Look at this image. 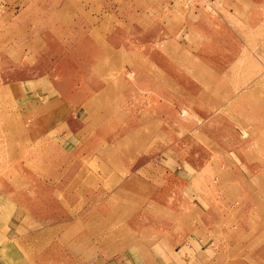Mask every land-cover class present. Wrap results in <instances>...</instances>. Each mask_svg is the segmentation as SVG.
Listing matches in <instances>:
<instances>
[{
  "label": "crops",
  "instance_id": "1",
  "mask_svg": "<svg viewBox=\"0 0 264 264\" xmlns=\"http://www.w3.org/2000/svg\"><path fill=\"white\" fill-rule=\"evenodd\" d=\"M166 1L176 7L174 0ZM101 2L98 9L110 17ZM73 5L71 0H39L37 5L44 12L40 26L56 28L53 37L62 47L47 55L56 61L45 71L46 82L30 87L23 116L30 139L42 138L48 146L56 138L65 142L46 149L47 163L32 164L28 187L13 196L0 193V264H252L225 257L250 240L260 255L255 263L264 264V132L234 131L230 140L209 133L207 141L218 146L206 147L205 159L188 158L187 132L166 115L165 101L158 102L157 115L149 114L151 109L130 115L123 99L114 98L113 91L123 85L113 87L106 74L127 55L107 41L115 29L112 21L98 14L95 24L69 23ZM72 26L84 35L71 50L73 67L70 51H64L65 32L71 34ZM44 40H28L32 50L38 45L35 58L42 55ZM130 72L123 77L126 85L135 79ZM82 79L91 85L90 93L75 98L73 92L83 90L76 86ZM12 88L20 90L18 84ZM146 102L143 108L150 105ZM108 107L118 109L110 131L127 129L110 143L108 132L98 135L97 125L101 116L109 120ZM150 140L160 148L151 166L157 179L153 173L144 177L145 166L137 164L139 155L151 151H146ZM201 176L203 189L194 182ZM42 184L45 193L38 188ZM216 250L222 251L217 259Z\"/></svg>",
  "mask_w": 264,
  "mask_h": 264
},
{
  "label": "rangeland",
  "instance_id": "2",
  "mask_svg": "<svg viewBox=\"0 0 264 264\" xmlns=\"http://www.w3.org/2000/svg\"><path fill=\"white\" fill-rule=\"evenodd\" d=\"M71 1L78 5L72 6L75 8L70 16L72 25L95 24L99 15L106 22L112 21L115 29L107 41L127 55L106 74L113 87L118 82L123 85L119 92L113 91L114 98L123 99L130 115L142 109H151L149 114L157 115L158 102L165 101L166 115L182 132H187L188 138L183 142L191 151L188 158L200 161L206 158V147L218 146L213 140L207 141L209 133L230 140L234 131L253 136L264 132V0H189L188 6H184L187 0H174L176 7L166 0H101L111 10L110 17L98 9L101 1H90L92 4L87 7L86 0ZM38 2L0 0V193L12 196L15 190L29 186L32 164L47 163L46 149L53 143L60 144L56 141L65 142L56 138L48 146V141L42 138L30 139L27 117L23 116L28 108L22 107L31 98L30 87L46 82L45 71L56 61L47 55L59 52L62 47L53 37L56 28L40 26L44 12L38 11ZM77 29L72 26L71 34L65 32L69 39L64 51L69 50L70 54L78 49L76 41L84 37ZM32 36L47 40L41 42L43 53L40 51L39 58H35L37 43L35 50L28 47ZM73 56L68 60L72 67ZM129 70L134 72L135 79L126 85L123 77L128 79ZM14 84L20 86L18 92L12 88ZM76 86L83 90L76 89L75 98L90 93L91 85L84 79ZM143 99L149 101L145 103L150 104L147 108H143ZM104 111L109 120L99 118L98 135L108 132L105 142H114L127 129L120 127L113 134L110 118L117 115L118 109L108 107ZM152 141L146 150L151 151L139 155L137 162L145 166L142 175L148 178L150 173L158 175L151 166L160 148L154 147ZM50 154L52 158L54 153ZM194 182L195 187H206L202 176ZM42 185L38 188L45 193L47 187ZM243 238L245 242L246 236ZM237 247L227 251L225 257L256 264L260 255H255V242L250 240L248 245ZM221 253L216 250L215 258Z\"/></svg>",
  "mask_w": 264,
  "mask_h": 264
},
{
  "label": "built area",
  "instance_id": "3",
  "mask_svg": "<svg viewBox=\"0 0 264 264\" xmlns=\"http://www.w3.org/2000/svg\"><path fill=\"white\" fill-rule=\"evenodd\" d=\"M188 2H189V0H187V1L184 3V6H188V5H189Z\"/></svg>",
  "mask_w": 264,
  "mask_h": 264
}]
</instances>
